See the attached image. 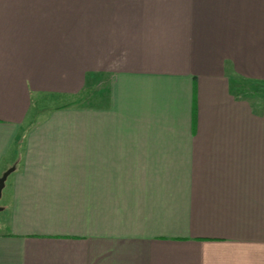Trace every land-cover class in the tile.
<instances>
[{"label": "crops", "instance_id": "1", "mask_svg": "<svg viewBox=\"0 0 264 264\" xmlns=\"http://www.w3.org/2000/svg\"><path fill=\"white\" fill-rule=\"evenodd\" d=\"M11 166L0 264H264V0H0Z\"/></svg>", "mask_w": 264, "mask_h": 264}, {"label": "rangeland", "instance_id": "2", "mask_svg": "<svg viewBox=\"0 0 264 264\" xmlns=\"http://www.w3.org/2000/svg\"><path fill=\"white\" fill-rule=\"evenodd\" d=\"M94 76V75H93ZM98 79L93 77L90 83L87 84L85 89L73 94V95H58V94H46L39 95V98L35 101L31 115H36V118H40L47 114L51 109L63 106H84L93 105L95 103L103 102L107 96V81L103 76L98 82ZM99 83V84H98ZM31 122H29L30 124ZM28 123H26L27 125ZM3 199L0 198V205ZM6 213L0 210V232L7 229L6 227Z\"/></svg>", "mask_w": 264, "mask_h": 264}, {"label": "water", "instance_id": "3", "mask_svg": "<svg viewBox=\"0 0 264 264\" xmlns=\"http://www.w3.org/2000/svg\"><path fill=\"white\" fill-rule=\"evenodd\" d=\"M15 170L14 166H11L10 168L6 169L0 176V198H1V193L2 189L5 184V180L8 177L9 174H11ZM0 210H2V207L0 206Z\"/></svg>", "mask_w": 264, "mask_h": 264}]
</instances>
